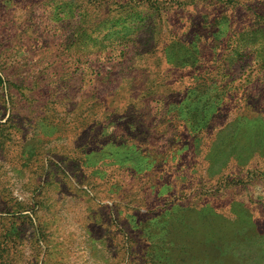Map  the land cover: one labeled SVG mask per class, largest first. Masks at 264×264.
Here are the masks:
<instances>
[{
    "label": "rangeland",
    "instance_id": "obj_1",
    "mask_svg": "<svg viewBox=\"0 0 264 264\" xmlns=\"http://www.w3.org/2000/svg\"><path fill=\"white\" fill-rule=\"evenodd\" d=\"M0 78V264L180 260L205 202L264 239V0H0Z\"/></svg>",
    "mask_w": 264,
    "mask_h": 264
},
{
    "label": "trees",
    "instance_id": "obj_2",
    "mask_svg": "<svg viewBox=\"0 0 264 264\" xmlns=\"http://www.w3.org/2000/svg\"><path fill=\"white\" fill-rule=\"evenodd\" d=\"M247 145L250 155H252L249 160L251 162L254 158L253 153L255 154L256 147L252 141L247 142ZM259 154L261 158H264V145L261 150H259ZM225 165H227V161H222V166L224 167ZM207 203L208 202H205L198 206V211L201 212L200 216L202 218L206 217V220L204 218L201 222L202 225L200 227L202 229H208L212 235L205 234L203 230L191 233L189 230H192V227L184 229V223L183 225H177V228L179 227V232L175 231L171 234L173 237L169 239L170 243L174 242V238L180 237V235H182L180 233L182 232L193 236V239L189 240V238H185L186 241L184 242L177 244L175 241L173 243V245L177 244L175 252L182 255L180 260H174L173 254L171 253L170 256L167 255L165 259L160 260L158 264H172L169 263L168 260L174 262L173 264H182L181 261L183 264H189L188 261L192 262L191 264H201L204 259L213 264L217 263L219 260L224 264H247L251 259H253L255 263H258L260 253L263 254L264 261V239L262 238L260 226L253 212L249 211L250 209L248 210L245 204L235 201L229 206V210L236 216V221L229 222L223 213L218 211L212 204L209 205ZM162 215L165 214L163 213ZM201 217H199L198 220H202ZM137 225L140 226V233L147 235L146 237L149 236L148 238L151 236L154 237L153 234L155 233L163 232V227L165 226L163 219L156 218L148 220L145 223H137ZM233 233H237L238 235L234 236ZM245 233H249V236ZM240 246L245 248L244 250L246 251L242 257H239L238 252H236V249ZM255 246H261L260 250H254ZM181 249L183 251L180 253ZM190 258L192 261H190ZM152 262L153 263L146 262V264H156V261Z\"/></svg>",
    "mask_w": 264,
    "mask_h": 264
}]
</instances>
